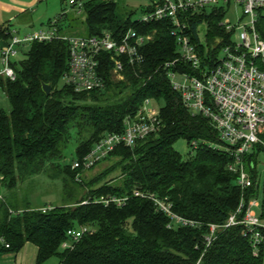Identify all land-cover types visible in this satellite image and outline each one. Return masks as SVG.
<instances>
[{"label": "trees", "instance_id": "1", "mask_svg": "<svg viewBox=\"0 0 264 264\" xmlns=\"http://www.w3.org/2000/svg\"><path fill=\"white\" fill-rule=\"evenodd\" d=\"M153 9L150 3L141 11ZM229 9L219 5L187 13L186 34L203 59L215 60L225 45L233 43L235 29L222 24ZM82 12L85 35L106 30L120 38L129 29L151 35L141 47L145 61L131 65L124 58L123 78L116 80L110 55L102 53L99 71L105 87L77 92L67 82L59 87L68 70L66 40L33 41L20 60L17 56L25 45L18 47L10 63L16 77L0 75V87L11 106L7 111L0 104V239L4 240L0 258L33 243L38 247L36 264L53 257L58 258V264H197L199 259L200 264H264V246L255 256L242 225L219 233L210 247L206 248L204 240L209 223L225 222L242 196L249 200L260 194L257 156L264 147L258 144L248 154V161L255 162L250 170L254 184L243 193L236 175L228 169L232 157L220 148L217 130L208 118L190 113L162 69L164 61L179 55L173 23L134 19L136 10L123 16L116 0H88L82 3ZM202 24H206L204 35ZM58 27L62 35L67 34L59 23ZM43 83L52 84L50 95L44 92ZM146 98L159 104V130L138 140L134 147L116 146L97 163L115 157L116 164L89 180L82 176V181H77L73 161L66 162L73 138L77 140L75 160L82 159L106 134L122 133L125 118L135 115ZM179 139L191 147L190 158L176 150ZM116 167L121 168V180L117 184L103 181ZM41 174L60 179L63 192V204H49L52 208L45 212L44 206H32L19 194L20 183ZM134 189L166 198L176 213L203 225L168 226L170 218L151 199L132 195ZM262 190L264 217V181ZM107 195L130 197L122 206L95 202ZM81 225L94 231L71 248L62 249L68 231Z\"/></svg>", "mask_w": 264, "mask_h": 264}, {"label": "built area", "instance_id": "2", "mask_svg": "<svg viewBox=\"0 0 264 264\" xmlns=\"http://www.w3.org/2000/svg\"><path fill=\"white\" fill-rule=\"evenodd\" d=\"M154 9L144 13L142 21L170 20L174 27L172 34L176 37L179 55L163 62L162 69L169 78L174 90L180 93L182 102L193 116L202 115L209 119L217 130L220 148L230 153L232 160L228 169L236 175L237 184L244 193L254 184L250 170L255 162L248 161V154L264 141L260 136L264 131V32L259 23L264 19V0H150ZM232 4L242 7L245 20L239 26H232L229 20L222 24L228 30H240V42L225 45V55L215 60L203 59L196 45L186 34L187 13L205 7ZM82 12V3H78V13ZM64 39L69 44L68 70L64 75L66 82L75 91H91L105 87V78L100 73V56L108 53L113 61V73L123 78L124 58L131 65L142 64L145 55L141 47L152 38L140 35L129 29L120 38L111 31L100 35H77L59 32L57 21L51 22L49 28L40 29L23 35L13 33L10 41L0 51V75L14 79L16 73L11 66L12 57L18 54V47L33 41H50ZM211 61V62H210ZM161 125L159 104L152 98H146L135 115L125 118L122 133H108L97 141L91 150L72 163L77 170L75 179L82 181L84 172L94 168L108 156L116 146L125 144L134 147L138 140L157 132ZM193 147L198 146L196 141ZM258 185V184H257ZM259 186V185H258ZM132 195L151 199L158 210L165 213L170 222L180 226L200 228L203 223L186 218L173 209L172 203L155 193H146L134 189ZM130 196L118 197L107 195L95 198V202L105 205L116 203L124 205ZM0 198L3 195L0 194ZM83 203H87L84 201ZM52 206H44L45 212ZM259 212H257V209ZM262 200L259 195L246 200L242 196L238 208L223 223H209L204 235L206 248L210 247L222 231L242 225L243 235L252 244L253 254L258 255L264 246V217H262ZM93 227L81 225L68 231V239L61 244L62 249L71 248L86 233H92ZM0 239V242H3ZM8 245V244H7ZM6 245V246H7ZM201 259L197 262L200 264Z\"/></svg>", "mask_w": 264, "mask_h": 264}, {"label": "rangeland", "instance_id": "3", "mask_svg": "<svg viewBox=\"0 0 264 264\" xmlns=\"http://www.w3.org/2000/svg\"><path fill=\"white\" fill-rule=\"evenodd\" d=\"M88 0H80L79 2L84 3ZM119 4V13L123 16H126L130 10H136V12L133 15V18H141L144 13H142V8L147 7L150 4V0H116ZM62 6L67 9L68 12V18L67 16L59 17L58 14H54L52 16V20H50L48 23L57 21L61 27H63L66 31V33L69 34H77V35H85L86 34V26L84 24V18L85 14L83 12L78 13V7L74 10H71L73 8L72 4L68 2H64ZM60 7V6H59ZM62 7V8H63ZM61 18V19H58ZM224 20H229L232 26H239L242 23L245 22L243 18V10L241 6L232 4L228 13L226 14V18ZM72 22L73 26L70 27L69 24ZM45 23V22H44ZM47 22L43 25H47ZM260 30L264 32V19L261 20L259 23ZM46 29V28H45ZM206 31V24L201 25V34L204 35ZM240 30H237L233 34V42H240ZM30 45L26 44L25 46H22V51L19 52L17 59H23L26 57V52L28 51ZM21 50V49H20ZM225 55V52L223 49H221L218 52V57L222 58ZM114 79H121L120 77L114 76ZM66 83V80L63 78L59 82V87L64 86ZM0 104L4 109L7 111L11 110L10 103L7 99V96L3 92V90L0 87ZM261 140L264 141V131L260 136ZM77 146V140L73 138V140L70 143L68 152H67V159L66 162L71 163L75 160V149ZM263 146V145H261ZM264 147V146H263ZM176 150L181 154V156L185 159L190 158L192 149L188 145L187 141L185 139H179L175 143ZM263 151V150H261ZM254 152L252 150L250 153ZM257 159L259 161L257 172H258V180L261 178V182L264 181V151L259 153L257 156ZM118 161L117 158H111V159H105L99 164H97L94 168L91 170L83 173V180H89L90 178H93L97 175H100L105 170H107L110 166L113 164H116ZM121 168L116 167L112 172H110L108 175L105 176L103 181H110L112 184H117L121 180ZM102 181V182H103ZM101 182V183H102ZM262 183L260 187V194L259 199L262 200L263 197V190H262ZM20 190L19 194L23 195L25 199H28V201L32 204V206L40 207L45 205H61L62 203V184L60 179L56 178H49L47 175H39L31 180H27L24 183H20ZM5 192V190H2ZM82 191V189H81ZM83 192V191H82ZM81 194V193H80ZM257 212H259L258 208L256 209ZM56 263H58V258L53 257L51 258Z\"/></svg>", "mask_w": 264, "mask_h": 264}, {"label": "crops", "instance_id": "4", "mask_svg": "<svg viewBox=\"0 0 264 264\" xmlns=\"http://www.w3.org/2000/svg\"><path fill=\"white\" fill-rule=\"evenodd\" d=\"M68 1L73 6L71 10L81 3L80 0H0V51L10 41L13 33L23 35L47 29L50 26L48 22L56 13L59 17L68 16L69 11L62 6ZM44 22L48 24L43 25ZM3 30L5 31L2 32ZM6 34L9 36L6 37ZM1 67L0 62V70ZM37 254L38 247L33 243H27L19 253L3 255L0 258V264H36ZM45 264L58 263L50 259Z\"/></svg>", "mask_w": 264, "mask_h": 264}, {"label": "water", "instance_id": "5", "mask_svg": "<svg viewBox=\"0 0 264 264\" xmlns=\"http://www.w3.org/2000/svg\"><path fill=\"white\" fill-rule=\"evenodd\" d=\"M42 86H43V90H44V92H45L47 95H50L51 92H52V89H53L52 84H51V83H43Z\"/></svg>", "mask_w": 264, "mask_h": 264}]
</instances>
